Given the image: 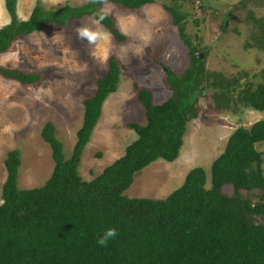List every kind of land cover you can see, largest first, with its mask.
Segmentation results:
<instances>
[{"label":"trees","instance_id":"trees-1","mask_svg":"<svg viewBox=\"0 0 264 264\" xmlns=\"http://www.w3.org/2000/svg\"><path fill=\"white\" fill-rule=\"evenodd\" d=\"M105 1L127 9L159 1L183 41L187 40L181 22L185 11L164 0H84L54 8L35 3L24 19L16 16L15 0H4L9 21L0 26V52L17 36L44 24L65 25L86 14L96 20ZM195 6L203 7L200 3ZM102 12L105 18L100 24L115 40H124L111 16ZM261 20L262 31L254 43L264 49ZM192 49L188 44V65L180 72L165 66L169 94L162 101L154 102L146 86L134 84L144 121L126 122L135 137L92 177L83 178L77 167L102 101L119 80L118 61L112 54L105 72L95 76L93 91L81 100V121L67 156L53 123L46 120L41 125L39 133L48 143L52 159L50 172L41 183L19 187V151L16 147L5 151L0 264H264V149L258 148L264 143V116L228 133L223 148L209 164V185L204 169L193 166L163 197L124 193L135 171L157 158H176L187 121L198 114L196 102L205 89L211 88L217 109L239 103L264 110V68L256 82L226 79L221 72L204 69ZM0 75L28 84L42 73L0 65ZM226 186L228 190H224ZM108 228H115L118 235L106 247L99 246L97 239Z\"/></svg>","mask_w":264,"mask_h":264},{"label":"rangeland","instance_id":"rangeland-1","mask_svg":"<svg viewBox=\"0 0 264 264\" xmlns=\"http://www.w3.org/2000/svg\"><path fill=\"white\" fill-rule=\"evenodd\" d=\"M83 1L15 0V13L24 19L35 3L54 8L64 2L77 5ZM164 1L177 3L185 11L181 22L186 41L159 1L146 2L136 9L105 1L99 7L111 16L125 35L124 40H115L86 14L65 25L50 22L39 30L19 35L6 51L0 52V65L42 73L28 84L0 75V186L5 176L3 157L13 147L20 155L19 187L37 185L48 176L52 166L50 149L39 133L46 120L53 123L64 156L69 154L81 121V100L93 91L95 76L105 72L111 54L118 61L119 80L115 90L102 101L89 140L82 148L77 169L85 179L121 154L123 146L135 137L127 121H144L134 84L146 86L154 102L162 101L169 94L163 77L165 66L178 73L188 65V44L194 48L193 54L202 53L199 57L206 70H216L226 79L239 82L260 79L264 49L257 48L254 38L262 31L264 0H192L193 4L190 0ZM196 3L203 7L195 6ZM8 21L4 0H0V26ZM82 25L102 32L103 37L95 45L78 39L75 29ZM210 92L211 88H207L198 97V114L187 121L176 158H157L135 171L124 193L163 197L179 185L193 166L204 169L209 185V164L223 148L228 133L239 124L247 126L264 116V110L239 103L217 109ZM258 148L263 150L264 143ZM262 166L264 170V157Z\"/></svg>","mask_w":264,"mask_h":264},{"label":"clouds","instance_id":"clouds-1","mask_svg":"<svg viewBox=\"0 0 264 264\" xmlns=\"http://www.w3.org/2000/svg\"><path fill=\"white\" fill-rule=\"evenodd\" d=\"M61 0H53V3H59ZM91 3L103 2V0H90ZM105 18V14L101 11L98 14V18L94 21L95 24H100ZM77 33V38L87 41L90 45H95L98 40L103 37V33L91 28L87 25L78 26L75 29ZM195 55V54H194ZM196 56V55H195ZM226 140V139H225ZM221 151V150H220ZM219 151V152H220ZM118 232L115 228H108L104 233L98 237L97 244L102 247H106L110 240L115 239Z\"/></svg>","mask_w":264,"mask_h":264},{"label":"water","instance_id":"water-1","mask_svg":"<svg viewBox=\"0 0 264 264\" xmlns=\"http://www.w3.org/2000/svg\"><path fill=\"white\" fill-rule=\"evenodd\" d=\"M194 54L197 56V57H199V56H201V52H198V51H194Z\"/></svg>","mask_w":264,"mask_h":264},{"label":"built area","instance_id":"built-area-1","mask_svg":"<svg viewBox=\"0 0 264 264\" xmlns=\"http://www.w3.org/2000/svg\"><path fill=\"white\" fill-rule=\"evenodd\" d=\"M198 1V0H197Z\"/></svg>","mask_w":264,"mask_h":264}]
</instances>
